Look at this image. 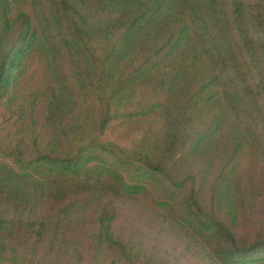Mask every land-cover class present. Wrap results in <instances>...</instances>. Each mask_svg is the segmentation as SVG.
I'll list each match as a JSON object with an SVG mask.
<instances>
[{
	"label": "trees",
	"instance_id": "obj_1",
	"mask_svg": "<svg viewBox=\"0 0 264 264\" xmlns=\"http://www.w3.org/2000/svg\"><path fill=\"white\" fill-rule=\"evenodd\" d=\"M0 264H264V0H0Z\"/></svg>",
	"mask_w": 264,
	"mask_h": 264
},
{
	"label": "rangeland",
	"instance_id": "obj_2",
	"mask_svg": "<svg viewBox=\"0 0 264 264\" xmlns=\"http://www.w3.org/2000/svg\"><path fill=\"white\" fill-rule=\"evenodd\" d=\"M103 138L105 140H110V141H115L116 143L120 144L121 146L125 147L129 144L128 141H118L116 140L112 135H110L109 133L104 134Z\"/></svg>",
	"mask_w": 264,
	"mask_h": 264
}]
</instances>
